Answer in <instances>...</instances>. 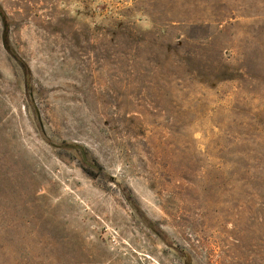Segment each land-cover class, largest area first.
Segmentation results:
<instances>
[{"label":"rangeland","instance_id":"obj_1","mask_svg":"<svg viewBox=\"0 0 264 264\" xmlns=\"http://www.w3.org/2000/svg\"><path fill=\"white\" fill-rule=\"evenodd\" d=\"M186 260L264 264V0H0V264Z\"/></svg>","mask_w":264,"mask_h":264},{"label":"trees","instance_id":"obj_2","mask_svg":"<svg viewBox=\"0 0 264 264\" xmlns=\"http://www.w3.org/2000/svg\"><path fill=\"white\" fill-rule=\"evenodd\" d=\"M75 148L76 149H80V147H78V146H75ZM86 152H83V154H85ZM90 166L92 167V168H94V169H100V166H98L96 163H95V161L92 159L91 161H90ZM84 170L88 173V174H92V171H90V169H88V168H84ZM186 264H190L189 263V261L188 260H186Z\"/></svg>","mask_w":264,"mask_h":264}]
</instances>
